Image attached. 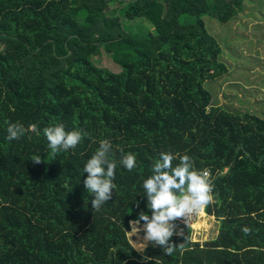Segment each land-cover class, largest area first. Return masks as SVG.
<instances>
[{
	"label": "trees",
	"instance_id": "trees-1",
	"mask_svg": "<svg viewBox=\"0 0 264 264\" xmlns=\"http://www.w3.org/2000/svg\"><path fill=\"white\" fill-rule=\"evenodd\" d=\"M244 2L0 0V264H264V112L217 107L207 86L228 77L208 23L237 22ZM103 51L119 72L97 64ZM16 123L26 134L9 142ZM59 123L88 137L53 155L43 129ZM101 140L112 144L116 188L95 211L83 168ZM162 152L208 172L204 212L219 223L202 244L176 221L184 234L170 239L171 256L139 253L128 233L141 211L151 215L142 185ZM127 153L131 172L119 163Z\"/></svg>",
	"mask_w": 264,
	"mask_h": 264
},
{
	"label": "clouds",
	"instance_id": "clouds-1",
	"mask_svg": "<svg viewBox=\"0 0 264 264\" xmlns=\"http://www.w3.org/2000/svg\"><path fill=\"white\" fill-rule=\"evenodd\" d=\"M31 127L36 128L35 125ZM25 134L26 129L21 124H9L6 139L9 142L19 140ZM43 135L53 155L75 149L88 137L83 129L67 131L63 123L44 128ZM111 155L112 144L108 140H101L99 148L83 168V172L87 174L83 184L87 193L94 197L91 206L95 211H99L112 199L116 188L113 181L117 163ZM177 156L178 154L160 153L159 159L152 166V175L143 181L146 206L151 215L141 211L137 219L129 222L131 232H128L137 235L140 242L134 245L138 251L151 243L162 247L164 253L171 256L178 247L171 244L170 239L174 234H183L182 231H176V221L183 218L187 224L189 216L199 214L213 201L214 189L208 172L194 170L192 159L188 155L179 156V163L174 167L173 160ZM31 161L36 165L44 162L41 156H33ZM119 163L129 172L137 167L136 156L131 153L123 154ZM141 231L142 237L139 236ZM242 231L248 234L250 229L245 227ZM179 248H183V244Z\"/></svg>",
	"mask_w": 264,
	"mask_h": 264
},
{
	"label": "rangeland",
	"instance_id": "rangeland-1",
	"mask_svg": "<svg viewBox=\"0 0 264 264\" xmlns=\"http://www.w3.org/2000/svg\"><path fill=\"white\" fill-rule=\"evenodd\" d=\"M129 1L131 0H118L119 3ZM244 4V12L237 22L223 24L225 27L216 20L208 23L213 35L221 44L220 61L226 65L228 77L226 80V75L217 79L215 84L208 82L207 86L212 85L209 90L215 106L243 114L252 110V113L256 112L258 115L264 112V0H245ZM115 6L117 5L110 7ZM132 26L135 31L154 30V27L146 22H133ZM95 59L102 68L113 72H119L121 69L104 51ZM199 219L192 227L193 242L203 244L216 239L219 234L218 221L213 217H206L205 221ZM204 223L207 228L202 230L200 228ZM182 233L184 234L183 230ZM130 238L133 244L138 243L135 235Z\"/></svg>",
	"mask_w": 264,
	"mask_h": 264
},
{
	"label": "crops",
	"instance_id": "crops-1",
	"mask_svg": "<svg viewBox=\"0 0 264 264\" xmlns=\"http://www.w3.org/2000/svg\"><path fill=\"white\" fill-rule=\"evenodd\" d=\"M200 217L202 218L203 221H205L206 215H205L204 210L201 212ZM201 218H200L199 220H201ZM203 221H202V222H203ZM142 225H143V221H141V227H142ZM193 225H194V224H191L192 227H193ZM203 228H205V229L207 228V227L205 226V223H204V226L201 227L200 229L203 230ZM193 230H194V229H193ZM176 231H177V232H181L182 230H180V228L176 227ZM130 236L133 237V235L129 234V238H130ZM139 236H140V237L143 236V231H141V232L139 233ZM174 236H175V235H174ZM135 239L138 241V237H137V235H135ZM130 241H131V238H130ZM138 242H140V241H138ZM131 243H132V241H131ZM132 245L135 247V245H134L133 243H132ZM157 247H159V246H155V245L149 243V244L147 245V247L144 248L142 251H138V250L136 249V247H135V249H136L139 253H141V254H145V253L147 252V249H148V248H157Z\"/></svg>",
	"mask_w": 264,
	"mask_h": 264
},
{
	"label": "built area",
	"instance_id": "built-area-1",
	"mask_svg": "<svg viewBox=\"0 0 264 264\" xmlns=\"http://www.w3.org/2000/svg\"><path fill=\"white\" fill-rule=\"evenodd\" d=\"M209 177V176H208ZM201 215V212L199 214H194V215H191L187 218V224L184 222L183 218L182 219H179L177 220V222L180 224V225H191V224H194L197 220V218Z\"/></svg>",
	"mask_w": 264,
	"mask_h": 264
}]
</instances>
